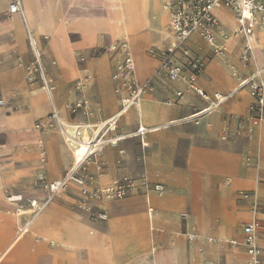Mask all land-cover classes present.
I'll list each match as a JSON object with an SVG mask.
<instances>
[{"label":"crops","instance_id":"1","mask_svg":"<svg viewBox=\"0 0 264 264\" xmlns=\"http://www.w3.org/2000/svg\"><path fill=\"white\" fill-rule=\"evenodd\" d=\"M13 2L0 0V24L11 25L0 33L6 42V48L0 50V100L4 102L0 109V264H97L98 260H102L98 264H177L173 260V248L182 242L188 249L186 264L202 261L247 264L242 245H223L219 251L216 248L220 238L241 241L242 227L252 220L253 201L264 204V121L254 126L247 119L251 100L247 90L245 96L248 97L233 95L217 110L206 113L207 101L189 86L193 72L188 69L184 57H178L182 65L181 80L169 82L163 74L158 75V54L169 46L173 34L170 17L169 25L164 27L160 17L152 11L155 0H19L20 12L10 14L9 6ZM119 3L130 7L136 3H150L149 27L140 37L126 40ZM261 3L264 6V0ZM224 9L225 13H219L221 18L214 11L213 14L220 29L230 35L237 23L234 13ZM27 16L37 29H29ZM42 28H45L43 32L40 31ZM259 32L264 34L255 29L253 46ZM55 34L67 38L81 75L76 80L62 78L56 83L57 88L54 84V95L58 88L61 95L57 101L51 96L52 102L48 99L47 104L39 83H29L25 72L33 60L30 46L33 36L43 55L42 65L54 81L50 75V52ZM87 38L91 44L84 48ZM124 42L129 50L108 51L109 47H120ZM216 43L222 45L223 41L216 37ZM243 44L242 38H231L225 44V56L219 58L199 36H191L185 47L191 58L203 63L195 77V86L213 97L215 93H230L241 80L250 77L258 67L254 66L253 57L246 64L240 62ZM135 49L143 57L138 59L141 73L136 79L145 87L143 105L140 109H129L118 119L116 131L110 136L125 138L117 147H106L79 172V176L85 179L84 187L91 191L128 179L145 180L150 186L162 185L164 193L158 195L152 190L137 189L119 199H93L84 195L80 186L70 184L47 203L39 218L32 220L29 202L42 203L49 196L42 185H35L38 175H43L46 182H52L62 179L73 166L72 155L60 129L57 126L39 127L38 123L53 109L61 121L72 124L95 125L112 118L120 110V99L126 95L117 75L126 55ZM255 51L261 54L259 49ZM261 69L264 70V66ZM80 80H87L88 92L85 90L82 96L93 113L86 121L81 115L71 118L63 106L81 96L76 91ZM174 83L177 85L172 87ZM176 93H181V97H176ZM139 127L147 131L143 137L144 144L147 143L145 148L136 135ZM156 128L158 130L154 131ZM226 131L228 135L223 138ZM236 131V136L230 135ZM177 145L187 147L183 159L185 167L180 175L173 163ZM167 150L170 153L166 154ZM95 164L100 165V171L96 170ZM193 184L203 188L201 196L206 205L192 197ZM242 194H250L251 200H243ZM215 195L218 204H224L229 214L227 229L220 228L217 217L211 219V228L205 223ZM10 197H19L20 201H9ZM17 210L26 213L15 217ZM99 214H104L106 220L98 219ZM182 214H186L188 220H182ZM50 216L53 220L67 219L72 223V232H77L83 239L78 246L59 241L52 245L45 240L50 238L49 230L43 233L36 230L39 229L37 222L42 218L50 219ZM24 224H29L27 231L18 239ZM193 231L198 236L199 231L202 232L210 245L199 240L190 242L182 235ZM110 237H116L120 245L112 246ZM209 238L218 242L212 243ZM99 243L109 245L112 250L107 259L96 256L94 247ZM259 244L263 248L264 261V244ZM85 245L86 249L80 252V247ZM210 246L214 253L208 255L205 249Z\"/></svg>","mask_w":264,"mask_h":264},{"label":"built area","instance_id":"2","mask_svg":"<svg viewBox=\"0 0 264 264\" xmlns=\"http://www.w3.org/2000/svg\"><path fill=\"white\" fill-rule=\"evenodd\" d=\"M224 7L234 13L236 19V29L230 35L226 34L222 29L218 20L215 18L213 11ZM164 9L167 10L170 17V29L173 34V39L169 46L158 54L159 68L158 75H164L169 82H175L182 79V65L177 58L181 55L187 60L193 75L189 78V86L200 97L207 101V109H218L226 101L234 95V92L227 96L213 95L206 96L204 92L195 86V77L202 69L203 63L197 58H191L189 50L185 47V42L193 35L199 36L213 50L214 56L223 58L226 54L225 44L231 38H242L244 44L239 56L240 62L246 64L252 60V48L256 42L255 29L264 32V6L261 0H169L165 3ZM10 14L20 12L19 0H14L9 6ZM216 37L222 41V45H217ZM125 42L118 45H113L108 49L110 53H114L121 49L126 51ZM30 46L33 53V61L26 68V80L29 83L34 82L37 76L41 83V90L46 94L49 101L53 92V87L50 86V80L44 73L42 66L41 55L36 50V45L33 39L30 38ZM153 54V51H151ZM263 69H257L250 77L241 80L238 84V89L245 88L249 92L250 98L253 100V106L250 110L253 125L261 124L264 121V79ZM235 76V74H233ZM118 78L123 83L126 89V95L120 99V110L117 115L95 125L83 124L76 126L70 135L62 124V121L55 109L48 116V123L56 125L62 132L64 142L70 149L73 158V166L66 175L59 180L46 182L43 175H38L35 185H42L49 193L48 199L45 202L37 203L36 201L29 202L30 215L32 220L37 217L47 203L63 193L70 184H76L82 188V193L93 199H119L125 197L132 190L154 191L158 195H162L165 191L162 185H152L145 180L134 182L128 179L113 182L109 187L96 190H88L84 187L85 179L79 176L86 165L94 161L106 147H117L118 143L125 137L121 135L110 136L115 133L118 119L131 108H137L140 99L144 94L145 87L140 85L134 77V62L129 55H126L122 66L119 69ZM87 80H80L76 85V91L81 96L75 100L73 104L74 112L83 111L89 118L93 117L90 107L82 96L86 90ZM176 97H181V93H176ZM170 104V103H168ZM4 107L3 100H0V109ZM241 128V127H240ZM147 131L139 127L136 131L140 138L143 148L147 147L143 143V137ZM123 155V151L119 152ZM96 170L100 171V165L95 164ZM250 194H242L243 200H251ZM9 201H20L18 197H10ZM19 210L16 211L18 215ZM152 211H150V215ZM252 220L250 223L242 227L243 238L241 241L227 240L226 244L230 247L242 245L247 264H264L262 259L263 248L259 244H264V204L261 205L257 201H253L251 206ZM100 220H106L104 214L97 216ZM181 219L186 221L188 216L181 215ZM26 224L19 232V236H23L28 228ZM187 239L190 242H197L199 236L193 231L187 234ZM211 264V263H204Z\"/></svg>","mask_w":264,"mask_h":264},{"label":"bare ground","instance_id":"3","mask_svg":"<svg viewBox=\"0 0 264 264\" xmlns=\"http://www.w3.org/2000/svg\"><path fill=\"white\" fill-rule=\"evenodd\" d=\"M166 0H155L154 3H152V11L154 12L155 15H158L161 19V22L163 24L164 27H167L169 25V16H168V12L166 9H164V2ZM144 2V0H143ZM120 4V9H121V12H120V15H121V19H122V22H123V28H124V32H125V38L127 41H131L132 39H135L137 37H140L142 34H143V31L146 30L148 27H149V10H150V3H136L134 4L132 7L130 6H126L125 3H119ZM23 5V4H22ZM117 5V3H116ZM220 12H223L225 13V9L224 8H220V9H217V10H214V13L219 17L221 18V16L219 15ZM227 16V15H226ZM19 17V16H18ZM231 17V16H230ZM120 19V20H121ZM27 21L29 23V29L32 30V29H37V26L36 24L34 23V21H32L28 16H27ZM121 24V23H120ZM45 28H42L40 29V31H44ZM62 29H64V27L62 26ZM115 30V29H114ZM116 32V31H115ZM260 33V32H259ZM53 34V33H52ZM98 34V33H97ZM109 34V33H108ZM111 34V33H110ZM145 35V34H144ZM114 36V35H113ZM157 37V36H156ZM31 39L34 40L35 42V45H36V41L34 39L33 36H31ZM115 39V38H114ZM149 39V38H148ZM164 41V40H163ZM90 39H85L84 41V48L87 47L90 43ZM155 42V41H154ZM161 42V41H160ZM237 42V41H236ZM125 46L127 48V50L130 49V47L128 46L127 42H125ZM52 49H51V52H50V68H54L55 69V73H54V78L57 79L59 77V73H58V70H60L62 73H64L65 75H69L71 77L73 76H76L78 73H80V68H79V64L76 62L75 60V57H74V54H73V51L71 49V45L70 43L67 41V38L66 37H61V36H58L57 34H55V36L53 37V40H52ZM234 44V42H233ZM112 47V46H111ZM6 48V46L4 45L2 47V49L4 50ZM110 48V47H109ZM232 48V47H231ZM255 49H259L261 54H257L255 53ZM36 50L37 52L41 55V57L43 56L42 53L40 52V50L38 49L37 45H36ZM253 52H252V55H253V64L254 66L256 65L258 67V69H261L263 66H264V34L263 33H260L258 34V41L257 43L253 46L252 48ZM132 51V50H131ZM135 52H129V55H130V58H132L133 62H134V77L136 76V79L140 76V65L138 63V59L141 57V54L138 53V50L135 49L134 50ZM142 52V51H141ZM230 53V52H229ZM111 57V56H110ZM143 58V57H141ZM142 61V59H141ZM149 62V61H148ZM143 63V62H142ZM146 63V62H145ZM144 64V63H143ZM148 64V63H146ZM206 76V74H205ZM208 76V75H207ZM207 78V77H206ZM135 79V80H136ZM53 90L55 91L54 89V86H53ZM106 92V91H105ZM111 92V90L109 91ZM108 92V93H109ZM203 92V91H202ZM229 92V91H228ZM234 92V95H236V97H248V96H245L246 95V89L245 88H241V89H238V85L235 86L231 91L230 93ZM228 93V94H230ZM111 94V93H110ZM204 94L207 96V94L204 92ZM227 93H215L214 95H218V96H227L228 95ZM33 95V94H32ZM61 95V91H57L56 94L54 95V92L52 93V98L54 101H57L59 96ZM43 96V95H42ZM46 96V94H45ZM43 96V98L45 99V102L47 104H49L48 102V98L46 96ZM109 96V95H108ZM209 96V95H208ZM143 97V96H142ZM233 97V96H232ZM33 98V97H32ZM33 100V99H32ZM34 101V100H33ZM44 102V100H42ZM41 101V102H42ZM142 101H143V98L140 99L139 101V104H138V107L137 109H140L142 107ZM40 102V104H41ZM42 102V103H43ZM151 103V102H150ZM148 107V106H147ZM150 108V107H149ZM157 108V107H156ZM154 109V108H153ZM152 109V111H153ZM215 110L217 109H213L211 110L210 108L209 109H205L204 112L206 113H212L214 112ZM151 112V111H150ZM145 113H148V112H145ZM117 114H115L114 116H116ZM113 116V117H114ZM139 116V115H138ZM143 117V116H142ZM202 117V116H201ZM140 118V117H139ZM153 121V120H152ZM63 122V121H62ZM147 122V121H146ZM63 126L65 127L66 131L72 135L73 133V130L76 128V125H65L64 123H62ZM150 125V124H149ZM154 127V126H153ZM146 130L144 127H143V131ZM154 131H157L158 129H153ZM149 132V131H148ZM61 133V132H60ZM137 135V134H136ZM64 139V138H63ZM53 143V142H52ZM144 143V141H143ZM55 145V144H54ZM58 146V145H57ZM70 150V149H69ZM58 151V150H57ZM59 153V152H58ZM18 157V156H16ZM15 157V158H16ZM58 157V156H57ZM60 157V156H59ZM33 158V157H32ZM25 159V158H24ZM27 159V158H26ZM61 160V159H60ZM26 161V160H25ZM61 162V161H59ZM53 168V167H52ZM50 169V168H49ZM52 171V170H51ZM53 172V171H52ZM249 179V178H248ZM196 185H192L191 186V194H192V197L194 199L199 198V195L197 193V190H196ZM230 196V195H229ZM201 203L203 205H206L205 203H203L202 200H200ZM217 201H218V197L215 195L214 198H213V203H212V206L211 208L213 207H216L217 206ZM48 208V207H47ZM46 209V207L43 209L42 212H44ZM54 211V210H53ZM151 211V209H150ZM41 212V213H42ZM41 213L37 216L38 218L41 216ZM55 213V212H54ZM25 214V213H24ZM19 216L17 217H21V214L20 211L18 213ZM114 216V215H113ZM115 216H117L115 214ZM148 216L146 215V219ZM25 218V216H24ZM31 218V217H30ZM37 218V219H38ZM244 218V217H243ZM23 219V218H22ZM244 220V219H243ZM51 220L50 219H45L43 220L42 222H38L37 224L39 225V229L36 228V230H40L42 231L41 233H43L44 231H48L50 233V225L52 224L50 222ZM55 221V220H54ZM148 221V220H147ZM36 224V225H37ZM136 224V223H135ZM152 224V223H151ZM25 225V224H24ZM108 226V225H107ZM20 227V225H19ZM31 227V226H30ZM33 227V226H32ZM133 227V226H132ZM141 227V226H140ZM207 229V227H206ZM131 230V229H130ZM134 230V229H133ZM110 231V230H109ZM113 231V229H112ZM29 233V232H27ZM34 233V232H32ZM137 234V233H136ZM17 235V234H16ZM18 239H21L23 238L22 236L19 237V234L17 235ZM118 237V236H117ZM128 237V236H127ZM106 238V237H105ZM111 238V241L113 243L112 246H115V247H118L120 245L119 242H117V238L116 237H110ZM125 238V237H124ZM50 238H45V240H48ZM109 239V238H108ZM139 239V238H137ZM114 240V241H113ZM141 240V239H140ZM19 241V240H18ZM50 241V240H49ZM144 241V240H143ZM200 243H205L206 240L204 238H200L199 239ZM205 241V242H204ZM29 242V241H28ZM110 242V241H109ZM125 242V241H124ZM111 243V244H112ZM29 244V243H28ZM32 245V244H31ZM30 246V245H29ZM33 246V245H32ZM125 247V246H124ZM95 250H96V256L97 257H101V258H108L110 255H111V249L108 245V247L105 245V244H95ZM126 248V247H125ZM29 249H31L29 247ZM83 249H86V245L85 246H82L80 247V252L83 250ZM32 250V249H31ZM120 250V249H119ZM200 250V249H199ZM198 250V253H202L201 251ZM92 252V251H91ZM178 253V262H176L175 260V252H174V262L177 263V264H186V261H187V256H188V249L184 246H180L177 251ZM114 254V253H113ZM93 255V254H92ZM32 256V255H31ZM31 259V258H30ZM93 259V257H92ZM99 259V258H98ZM145 259V258H144ZM114 260V258H113ZM142 260V259H141ZM151 260V259H150ZM99 261H102V260H98V263ZM106 261V260H104ZM109 261V260H108ZM140 261V260H139ZM147 261V260H146ZM93 262H96L93 260ZM110 262V261H109ZM142 262V261H141ZM97 263V262H96ZM97 263V264H98ZM106 263V262H105ZM105 263H100V264H105ZM116 263V262H115ZM139 263V262H138ZM137 263V264H138ZM107 264V263H106ZM112 264V263H111Z\"/></svg>","mask_w":264,"mask_h":264},{"label":"rangeland","instance_id":"4","mask_svg":"<svg viewBox=\"0 0 264 264\" xmlns=\"http://www.w3.org/2000/svg\"><path fill=\"white\" fill-rule=\"evenodd\" d=\"M7 27H11V25H6V24H0V33L3 31V30H5ZM68 41V40H67ZM6 46V42H5V39L4 38H2L1 36H0V50H3L2 49V47L3 46ZM152 51V50H151ZM255 53H257L258 54V52L257 51H255ZM179 56H181V55H177V58L179 57ZM132 59V58H131ZM43 60V59H42ZM76 60V59H75ZM33 61V60H32ZM44 64V63H43ZM43 66V70H44V73L46 74V76H47V78L48 79H50V86L51 87H53L54 86V84H55V86H56V88H57V82L59 81V80H61L62 78L63 79H65L66 81L67 80H72V79H74V80H76L78 77H80V75H81V72L80 73H78L76 76H73V77H71V76H69V75H65L64 73H62L60 70H58V73H59V77L57 78V79H55L54 78V73H55V69L54 68H50V75L54 78V81H52V78L49 76V74H48V72L46 71V69H45V67H44V65H42ZM187 67H188V69L189 70H191V68L189 67V65H188V63H187ZM135 71V70H134ZM25 74H26V72H25ZM118 76V75H117ZM35 80H34V82H37V83H39V85H40V90H41V83H40V81H39V79H38V77L36 76L35 78H34ZM135 79H136V76H135ZM54 82L53 84H52V82ZM59 84V83H58ZM177 85V83H174L173 85H172V87L173 86H176ZM55 86H54V89H55ZM74 87H75V83H73L72 84V86H71V90H72V92L74 91ZM201 90V89H200ZM42 91V90H41ZM58 91H61L59 88H58ZM201 91H203V90H201ZM53 92H54V90H53ZM88 92V88L86 89V93ZM204 92V91H203ZM247 94L249 95V92L247 91ZM42 95L43 96H45V93H42ZM238 97V96H237ZM45 98H46V96H45ZM59 99V98H58ZM73 101H75V99L73 98V99H71L70 101H68V102H65L64 104H63V106H64V108H65V110L68 112V114H69V116L72 118V117H75V116H77V115H81V116H83V118L85 119V121L86 120H88V119H90L87 115H85L84 113H83V111H79V112H74V110H73V108H74V106H73V104H72V102ZM143 102V101H142ZM169 103V102H168ZM253 100L251 99L250 100V104H248V117H247V119L249 120V122H251V124L253 125V120L251 119L252 117V115H251V113H250V110H251V108H252V106H253ZM59 111V110H58ZM92 112V111H91ZM47 118H48V116L47 117H45L42 121H40V123H38V126L39 127H45V128H50V127H52V126H54V127H56V125H53V124H50V123H48V120H47ZM63 121V120H62ZM62 123H64L65 125H76V126H79L80 124H72V123H70V122H65V121H63ZM239 129H241L240 127L238 128V131H240ZM238 131H236V132H234L235 133V135H234V133H232V134H230V135H233V136H236L237 134H238ZM228 135V131H226L223 135H222V137L223 138H225L226 136ZM145 145H147V143H145ZM177 148H176V152L174 153V156H173V163H174V166L175 167H177L178 168V174L180 175L181 173H180V171L181 170H183L184 169V162H183V159H184V156H185V152H186V150H187V147H186V145H177L176 146ZM166 154H168V153H170V150H167L166 152H165ZM243 163H247V161H243ZM196 190H197V193H198V195H199V199L200 200H202L203 201V203H205L206 204V202L204 201V199H202L203 197L201 196V192H202V190H203V188L202 187H200V186H197L196 187ZM240 197H242V195L240 196ZM219 203V201H217V206L216 207H213V208H211L210 209V211H209V214L208 215H206V217H205V223L207 224H209L210 226H209V228H211V225H212V221H211V219L212 218H214V217H217L218 218V223H219V226H220V228L221 229H227L228 227H229V224H230V221H229V214H228V212H227V210H226V208L224 207V204H222V205H219L218 204ZM16 212V211H15ZM20 213L21 214H24L23 213V211H20ZM26 213V212H25ZM14 216L16 217V215H15V213H14ZM179 217H180V215H179ZM46 219V218H45ZM45 219H41V220H39L38 222H42L43 220H45ZM50 222L52 223L51 225H50V239H48V241L50 242V244L52 243V245H56V243H57V241H59V243H66V244H74V245H77L78 246V244L80 243V241H82L83 239L79 236V234L77 233V232H72V230H71V227H72V223L71 222H69L67 219H65V220H57V219H54L53 220V218L50 216ZM243 221H247V219H244ZM37 222V223H38ZM75 224H77V223H75ZM205 224V225H206ZM207 227V226H206ZM62 234L64 235V237H62ZM187 232H184L182 235H183V237L186 239L187 238ZM202 239L203 238V235H202V232H200L199 231V239ZM227 237H225V238H220L219 239V242H218V240H216V239H214V238H209L208 240L210 241V242H212V243H217L216 244V248L218 249V251H219V249H221V247L223 246V245H227L226 244V241H227ZM205 244H209V242L208 241H206L205 242ZM210 245V244H209ZM180 246H184V247H186L185 246V244H184V242H182L179 246H176V248H173L174 250V252H175V260H176V262H178V253L176 252L177 251V249L180 247ZM187 248V247H186ZM76 250H78V249H76ZM205 252H206V254H212V253H214L213 252V248H212V246H210V247H208L207 249H205ZM204 263V261H202L200 264H203ZM215 264V263H214Z\"/></svg>","mask_w":264,"mask_h":264}]
</instances>
